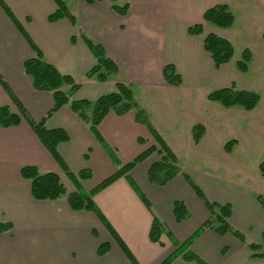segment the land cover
<instances>
[{
    "label": "crops",
    "instance_id": "obj_1",
    "mask_svg": "<svg viewBox=\"0 0 264 264\" xmlns=\"http://www.w3.org/2000/svg\"><path fill=\"white\" fill-rule=\"evenodd\" d=\"M65 3L74 24L66 18L48 19L56 9L53 0H0V76L10 91L8 94L0 86V107L8 106L17 113L20 105L32 120H42L47 129L64 130L68 138L57 146L59 164L23 119L16 126L0 127V223L11 225L0 233V264H160L174 251L175 242H185L210 217L189 180L205 200L229 205L230 225L244 235L246 243L260 246L254 252L230 233L221 235L203 229L190 250L207 264H264L263 197L241 181L182 163L177 155L180 151L169 142L171 137H164L167 130L162 126L178 123L179 127L172 130L182 135V125L186 129L188 124L186 141L196 148L200 145L213 121L210 119L224 113L219 103L207 99L208 93L231 84L226 70L230 62L216 69L204 49V38L213 33L233 44L239 36L244 37L240 28L239 35L235 29L236 12H240V20L260 16L261 29L255 35L264 39V0H115L116 6H127L124 15L112 9L111 0ZM220 4L233 13L231 31L203 22V13ZM197 24H202V33L190 34L189 28ZM86 40L101 46L116 64V73L106 81L85 76L96 63ZM37 53L60 74L80 84L74 99L93 101L116 91L117 82L129 86L178 160L179 173L164 186L152 184L147 178L150 166L159 159L152 154L130 170L129 179L119 177L96 192L93 201L110 228L91 211L71 209L67 194L77 188L90 191L117 166L69 105L48 115L54 104L51 92L34 89L23 69L24 61ZM166 65L174 67L179 85L165 80ZM148 100L161 106L158 113L154 110L155 115L143 103ZM173 110L180 115L176 120ZM207 113L209 117L204 118ZM196 124L204 127L198 143L192 137ZM97 130L121 164L155 144L147 128L135 120L134 111L123 115L109 111ZM235 143L233 140L228 151L225 147L223 150L229 154ZM22 166L55 173L66 194L55 200L33 199L29 181L20 175ZM64 168L72 174L88 170L91 176L74 183ZM174 201H181L189 212L182 222L173 216ZM153 217L162 224L159 243L149 238ZM169 264L197 263L178 256Z\"/></svg>",
    "mask_w": 264,
    "mask_h": 264
},
{
    "label": "trees",
    "instance_id": "obj_2",
    "mask_svg": "<svg viewBox=\"0 0 264 264\" xmlns=\"http://www.w3.org/2000/svg\"><path fill=\"white\" fill-rule=\"evenodd\" d=\"M53 1L56 5V9L48 16V19L50 21H56L58 19L66 18L74 24L75 18L68 10L65 0ZM83 1L92 3L95 0ZM114 1L115 0H111V2H113L112 9L116 13L124 15L126 13L127 6H116L114 4ZM1 5L4 10L9 13L7 8L3 4ZM202 18L205 24L220 29H228L233 25L234 22L233 13L225 4L216 5L207 9L203 13ZM202 30V24H197L189 28V33L201 34ZM86 43L96 60L95 65L86 73V78H95L101 82L106 81L109 77L116 73V64L108 57H106L101 46L91 44L87 40ZM203 44L205 51L210 55L213 65L216 69L224 64L229 63L233 58V45L228 40L220 36L209 33L205 36ZM250 59V52L246 49L243 50L241 60L236 62L237 69H239L240 71H246ZM23 69L25 74L30 78L34 89L38 91L51 92L54 104L48 115H51L62 106L69 105L71 110L75 112L82 121L88 124L91 133L101 143L103 149L107 152L112 162L117 166V170L113 174L105 178L90 191L85 192L77 188L75 192L67 194V201L71 209L91 211L107 227L110 228L103 214L93 201L92 197L96 192L105 188L119 177L124 176L125 178H128V173L130 172V170L152 154H157L159 156V159L150 166L147 172V178L149 182L158 186H164L179 173L180 170L178 160L175 154L151 125L148 115L144 112L143 109L139 107L129 86L117 82L116 91L114 92L103 94L93 101L85 99L79 100L74 99L73 94L80 87V84L76 83L71 77L60 74L51 64L43 60L39 53H37L35 57L25 60L23 63ZM163 75L167 83L171 85L180 84V78L175 72L173 66L166 65L163 70ZM0 86L8 94H10L8 86L2 80L1 76ZM11 99L12 101H15L13 97ZM207 99L212 102H217L225 108L239 107L246 111H250L257 105L259 96L252 91L236 89L232 82L228 87L209 92L207 95ZM109 111H113L117 115H123L129 111H134L135 120L143 124L147 128L155 144L149 146L130 162L125 164L119 163L114 152L108 148L97 130L98 125ZM21 119H23L28 124L41 144L50 153L52 158L59 164H61V159L57 153V146L60 143L67 141L68 138L65 131L59 128L47 129L44 126V122L42 120L38 122L32 120L20 105L17 106V113L11 111L8 106L0 107V127L16 126L19 124ZM203 132L204 127L201 124H196L192 127V137L195 143L199 142ZM232 143L233 141H229L225 144L224 147L227 151L229 149V145ZM259 169L261 174L264 175V161L259 164ZM64 172L67 177L74 183L77 182V179L86 180L91 176V173L88 170H84L77 174H72L67 168H64ZM20 175L22 178L29 181L30 194L31 197L35 200H55L66 194L64 185L55 173H40L34 166H22L20 168ZM129 182L132 183L130 180ZM188 182L195 193L201 199H203L207 209L209 210L210 217L185 242L181 244L175 242L174 251L160 264H169L178 256H181L185 261H193L197 264H207L190 250V245L193 239L203 229H211L221 235L230 233L239 241L245 243L250 250L255 252L259 249V245L246 243L244 235L230 225L228 221L230 217L229 205H219L217 203L205 200L202 197L198 187L190 180ZM143 201L145 202L146 200L143 199ZM145 204L147 205L146 202ZM172 213L177 222H182L189 216L187 208L181 201L173 202ZM10 228V224L0 223V233L8 231ZM161 232L162 224L156 217H153L151 228L149 231L150 240L152 242L159 243ZM262 235V239L264 242V233ZM99 253H103V251L99 250Z\"/></svg>",
    "mask_w": 264,
    "mask_h": 264
},
{
    "label": "rangeland",
    "instance_id": "obj_3",
    "mask_svg": "<svg viewBox=\"0 0 264 264\" xmlns=\"http://www.w3.org/2000/svg\"><path fill=\"white\" fill-rule=\"evenodd\" d=\"M236 13V34L239 35V32L242 31L244 37L243 35L239 36L233 41L234 55L226 70L236 89L258 94L257 105L250 111L238 107L227 111V108L220 105L224 108L221 109L224 113H219L218 117L214 115L210 119L213 121L209 122L207 133L197 148L190 145L184 137L189 133L188 124H186V129H184L185 125H182V135H177L180 132L176 133L172 130L179 127L178 123H173L171 127L162 124L166 127L163 129L167 131L161 129L164 131V137L173 139L169 142L180 151L177 155L182 163L195 164L211 173L241 181L264 199V175L259 169V164L264 161V39L255 35L257 30L261 29L262 20L259 15L258 17L253 15L252 18H248L249 20H240L242 14ZM239 28L240 31L237 30ZM227 30L231 31V27ZM246 47L252 57L248 62L247 70L240 71L236 67V62L241 60L243 49ZM143 103L153 115L156 114L154 110L158 113L161 107L156 101L148 100ZM161 105L164 107L163 104ZM176 108H179V105ZM167 110H169L168 107ZM172 112L173 119L176 120L175 117L180 115L176 110ZM209 115L207 113L203 117L207 118ZM233 140L236 143L232 147V151L227 154L223 147L227 142Z\"/></svg>",
    "mask_w": 264,
    "mask_h": 264
}]
</instances>
